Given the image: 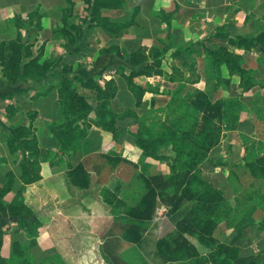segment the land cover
<instances>
[{"label": "crops", "instance_id": "1", "mask_svg": "<svg viewBox=\"0 0 264 264\" xmlns=\"http://www.w3.org/2000/svg\"><path fill=\"white\" fill-rule=\"evenodd\" d=\"M93 2L0 0V44L15 41L21 34L24 44L31 47L23 56L17 80L10 81L0 66V186L7 185L8 174L14 180L5 201L11 202L24 186L23 165L29 166L30 160L24 147L27 139L16 129L32 131L38 149L48 152L47 161L38 158V181L26 185L25 192L19 195L20 203L0 221V230H7L8 234L2 238L3 256L10 258L15 242L28 243L30 225L40 223L30 256L40 263L70 246L73 251L66 248L71 260H75L73 242H60L42 218L50 215L59 219L77 206L87 210L86 200L97 199L93 186L100 166L120 170L127 163L112 165L119 157L137 162L139 153L132 132L137 130L138 121L151 129L154 122L146 120L157 119L160 113L164 123L173 115L182 121L192 119V124L181 127L177 135L185 137L190 132V137L199 143L204 132V113L193 104L199 97L207 96L213 105L222 106L211 122L219 141L204 157L199 154L201 159L190 163L222 193L226 206V218L216 227L209 253L218 255L220 245L226 251L238 247V262L264 264V230L260 228L264 220V178H254L246 168L249 162L264 158V45L257 43L248 50L244 44L230 42L264 35V0H124L120 9L99 11L102 18L123 27L119 35L109 34L97 25ZM37 16L41 17L40 31L35 30ZM16 21L23 25L21 31ZM42 46L45 50L39 67H32L29 73L45 70L46 74L23 77ZM221 48L226 51L227 62L226 58L213 57ZM139 51L146 61L134 65L129 56ZM148 67L153 69L151 74L135 78V83L146 90L142 104L137 106L125 75ZM237 68L242 73L232 72ZM91 79L101 85L109 80L116 82L112 107L122 131L120 143H115L111 134L92 127L88 129L89 150L75 154L70 147L62 146L51 131L54 124L63 122L59 89L64 81H69L94 106L97 92L82 84ZM30 113L37 114L35 120L30 119ZM164 142L160 154L169 159L168 146L172 145ZM197 149L194 146L195 153ZM110 153L111 159L103 161L102 156ZM171 162L169 159L160 163L165 175L170 173ZM79 164L92 177L87 189L67 181L71 167ZM137 170L141 173L139 167ZM190 206L184 204L182 210L169 217L176 219V224L188 214ZM69 222L70 219L66 221ZM69 227L73 229L71 222ZM98 243L102 245L100 240ZM96 259L99 261L100 255Z\"/></svg>", "mask_w": 264, "mask_h": 264}, {"label": "trees", "instance_id": "2", "mask_svg": "<svg viewBox=\"0 0 264 264\" xmlns=\"http://www.w3.org/2000/svg\"><path fill=\"white\" fill-rule=\"evenodd\" d=\"M91 4L93 2L94 14L97 15L96 23L98 26L103 28L109 34H120L123 29L122 26L116 25L110 22L108 19L102 18L99 11L102 9L116 8L120 9L124 5V0H85ZM38 17L37 24L35 23V30H41V17ZM33 18V16H32ZM17 26L20 31L23 25L16 21ZM116 31V32H115ZM23 37L20 34L18 39L11 42H3L0 44V66L2 73L10 81L17 80L21 73L22 59L25 54H28L31 47L28 44H24ZM230 42L233 44L245 45L246 49L251 50L255 48L256 44L264 45V35H260L256 38H238L237 40L231 39ZM45 46H42L39 53L33 58L32 62L25 68L26 72L23 77H42L46 74L45 70L39 73H29L32 67L37 66L38 61L41 59L44 53ZM225 49L221 48L214 52L213 57L215 59L223 60L226 58L224 56ZM226 55V54H225ZM131 62L134 65H140L146 61V57L141 53V51L131 54ZM224 62H227L224 60ZM40 69V68H39ZM152 68H146L140 72H132L129 75H125V79L128 83L130 91L136 98L137 106L142 104V99L146 93V90L135 83V78L143 74H151ZM242 73V71L237 69H232V72L237 71ZM156 73H161L159 70H155ZM86 88L94 89L97 92V103L93 106L87 99L81 95L77 88L69 81H64L63 85L59 89V100L61 105V117L62 123L54 124L51 127V131L58 142L64 147H70L75 154L82 151H88L90 146V141L88 140V129L92 127H97L103 132L111 134L112 139L115 143H120V135L122 133L121 129L117 126L118 115L113 111L112 101L117 95V85L113 80L105 81L104 85L98 84L97 80L91 79L88 81H83L82 83ZM194 108L197 111L204 113V123L203 128L205 133H211L212 126L209 129V124L211 125L212 119L218 117L221 111V105H213L207 96H202L194 102ZM215 112V114H214ZM93 114V116H91ZM211 115H213L211 117ZM37 117L36 113H30V119L33 121ZM137 130L132 132L135 143L138 148L139 156L137 162H132L126 158L119 157L116 164L127 163L134 165L136 169L139 167L141 171V176L145 184V194L141 198L140 204L136 208H132L128 211V223L126 230L129 233V241L131 243H139L141 240L140 236V226L142 222H150L153 219V215L157 206L160 204L168 208V214L174 215L182 210L184 203L187 201L191 203L190 210L188 214L179 220L176 224V231L181 236H195L200 237L202 244H207L213 246L215 239L213 235L216 231L217 225L225 219L226 206L223 203L222 193L212 187L208 182H206L205 189L197 190L193 188V183H196V177L198 170L196 166L190 162L187 164L178 163V170L173 166H170V178H168L163 171L160 169V163L163 161H169L167 157L160 154L161 144L156 138H152L150 130L145 125L143 121L137 122ZM16 132L21 137L26 138L25 148L29 152V166L23 165V182L24 186L18 191V195L11 201H5V197L12 191L14 186L13 175L8 174V183L6 186H0V221L8 213L12 211L14 206L18 205L21 200L19 195L25 192L26 185L32 184L39 179V160L47 161L48 152H44L38 149L34 133L25 128H17ZM190 132H187L185 136L190 137ZM219 138L212 140L210 142V147L218 143ZM209 147V148H210ZM208 148V150H209ZM207 150V151H208ZM206 151V152H207ZM113 154L103 155L102 159L110 160ZM205 154L203 155V157ZM1 160V159H0ZM174 162H180V159H175ZM171 164V163H170ZM250 174L254 178H264V158H259L249 162L246 166ZM183 172L185 177V186L182 190H169L173 189V182L176 173ZM195 171L196 174H193ZM92 177L85 170L82 164L71 167V171L67 175V181L70 185L80 188L87 189L91 185ZM189 180V181H188ZM203 183V182H202ZM39 224L30 225V232L28 235L31 237L28 243H21L17 241L13 244L12 253L9 259L5 258L2 253V240L0 236V264H52V262H59L60 264H70L71 260L70 251L73 249L70 246L62 247V253L51 258L48 257L43 262L37 263L29 254L30 247L36 245V238L39 235ZM260 228L264 230V220L260 224ZM139 232V233H138ZM95 253L110 255L112 253V248L109 243H105L100 246L98 240H96ZM169 249V257L164 259L167 264H256L254 261L250 262H238L239 249L238 247H232L229 250H225V246L220 245L217 247L218 255L215 253H208L206 255H201L198 249L191 245L187 240L182 242L179 246H169L166 240H162L158 243V247ZM98 247H101L98 249ZM174 247V248H173ZM100 252V253H99ZM113 256V255H112ZM70 257V258H69ZM112 261H117L113 256Z\"/></svg>", "mask_w": 264, "mask_h": 264}, {"label": "rangeland", "instance_id": "3", "mask_svg": "<svg viewBox=\"0 0 264 264\" xmlns=\"http://www.w3.org/2000/svg\"><path fill=\"white\" fill-rule=\"evenodd\" d=\"M175 112L178 113L179 111L175 108ZM161 114H157V119L146 120L151 124L154 122V126L152 125L151 129L146 123L145 125L150 130L152 138L161 141V150L164 147L162 146L165 143L164 141L170 142L172 145L168 146L171 153L170 160H172L170 166H173L176 171L178 170V163L187 164L196 159L200 160V155L206 154L210 147V142L218 137L214 129L211 130V133H204L199 143L192 137H184V134L179 136L177 134L180 128L191 125L192 119L188 120L186 118L182 121L173 115L167 118L168 120L166 119L164 123L163 115ZM203 124L206 125L205 123ZM211 126L209 124V129ZM194 146L199 147L200 151L197 149V153H195ZM175 159H180V162H174ZM113 168L114 166H106L103 169L100 166L97 183L93 184V187H96V191H93L97 193V199L86 200L88 204L87 210L77 206L68 215L58 216L57 218L59 219H55L56 217H51L50 215L42 218L43 221L41 219L46 226H49V231H52L51 233L60 239V242H66L67 240L73 242L76 249L75 253L77 254L74 256L75 260L72 259L69 262L70 264H167L164 259L170 256L169 249H166L165 246L163 248L158 247V243L162 240H166L170 247L179 246L187 240L191 245L195 247L197 245L201 253H209L211 246L202 244L198 235H179L176 231L178 221L175 224L176 219L169 217L168 211H158L159 207H165L160 204L155 210L152 221L139 224L141 228V240L139 243H131L129 241V233L126 230L128 211L140 204L141 198L146 192L145 184L141 173L133 165L124 164L122 169H117V171H114ZM176 174L173 189L169 190V192L182 190L185 186L183 172H177ZM166 176L170 178L171 174L169 173ZM195 177L196 183L192 184L193 188L195 187L197 190L205 189L206 182H208L207 179L198 173ZM184 204L192 205L187 201ZM68 219H70L73 229L69 227L70 222L69 224L66 223ZM55 220L59 221V223L55 222ZM6 235L8 236L7 230H3V232L0 230L1 240ZM15 237L17 238L18 235L16 234ZM95 240H100L102 245L109 243L112 248L111 256L103 255L99 252L100 259L98 261L96 259L98 255L94 252V247L88 246L94 243ZM112 255L117 261H112ZM52 264L60 263L54 261Z\"/></svg>", "mask_w": 264, "mask_h": 264}, {"label": "built area", "instance_id": "4", "mask_svg": "<svg viewBox=\"0 0 264 264\" xmlns=\"http://www.w3.org/2000/svg\"><path fill=\"white\" fill-rule=\"evenodd\" d=\"M168 210V208H166V207H159L158 208V211H164V212H166Z\"/></svg>", "mask_w": 264, "mask_h": 264}]
</instances>
